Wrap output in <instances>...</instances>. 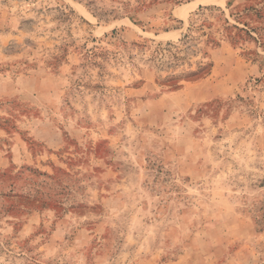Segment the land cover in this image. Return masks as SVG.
Wrapping results in <instances>:
<instances>
[{
	"label": "rangeland",
	"instance_id": "obj_1",
	"mask_svg": "<svg viewBox=\"0 0 264 264\" xmlns=\"http://www.w3.org/2000/svg\"><path fill=\"white\" fill-rule=\"evenodd\" d=\"M199 1L0 0V264H264V0Z\"/></svg>",
	"mask_w": 264,
	"mask_h": 264
},
{
	"label": "bare ground",
	"instance_id": "obj_2",
	"mask_svg": "<svg viewBox=\"0 0 264 264\" xmlns=\"http://www.w3.org/2000/svg\"><path fill=\"white\" fill-rule=\"evenodd\" d=\"M216 2V3H215ZM217 2H219L218 0H203V1H199L196 2L195 4L183 7V8H179L176 11V16L180 19H183L186 17V15L191 12L195 7H197L198 5H209V4H217ZM175 14V13H174Z\"/></svg>",
	"mask_w": 264,
	"mask_h": 264
},
{
	"label": "trees",
	"instance_id": "obj_3",
	"mask_svg": "<svg viewBox=\"0 0 264 264\" xmlns=\"http://www.w3.org/2000/svg\"><path fill=\"white\" fill-rule=\"evenodd\" d=\"M199 9H202V8H199ZM205 10H209V8H204Z\"/></svg>",
	"mask_w": 264,
	"mask_h": 264
}]
</instances>
